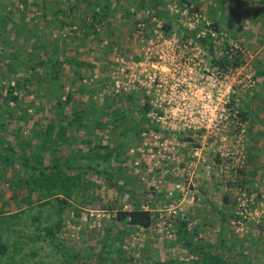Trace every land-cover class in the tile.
<instances>
[{"label": "rangeland", "instance_id": "rangeland-1", "mask_svg": "<svg viewBox=\"0 0 264 264\" xmlns=\"http://www.w3.org/2000/svg\"><path fill=\"white\" fill-rule=\"evenodd\" d=\"M56 1L62 2L61 7L77 4L76 0H47V12ZM239 1L241 5H237L233 20L228 16L230 11L226 12L229 19L223 28L228 42L243 52L242 64L221 73L209 62L207 52L183 42L177 25L173 27L174 33L166 36L162 29L165 17L158 19L148 10L137 11L136 4H128L126 0H109L110 17L102 25L98 38L95 35L85 38L77 33L80 16L89 8L86 2L77 8L78 16L73 15L76 28L69 25L63 29L48 27L40 0L38 7L31 5L27 16L29 19L37 15L38 45L49 38L54 43L47 48L50 54H56L63 62L79 59L94 68L80 69L68 63L64 66L61 77L66 92L72 91L76 107L81 103L94 106L98 109L97 118L106 122L108 119L101 112L107 106L106 96L120 100L113 110L119 107L125 112L131 108L129 94L135 92L140 102L148 98L161 113L149 115L158 131L150 129L142 135V142L126 145L123 157L110 164L109 170L115 173L112 184L124 185L123 194L102 177L86 176L98 187L91 186L94 193L90 192L87 198L73 200L78 207L80 202L86 203L82 205L85 208L80 218L75 211L65 213V225L59 236L65 249L73 252L89 247L99 249L105 229L120 228L111 225L112 215L118 209L140 204L153 210L155 222L150 229H127L123 250L128 258L137 261L120 264H145L149 258L154 261L189 258L188 251L177 241V230L169 222L172 218L187 219L190 229L199 233L196 242L202 239L216 242L224 223L227 239L244 240V254L253 264H264V18L253 25L254 12L250 11L263 10L264 0ZM176 2L164 0L163 10L167 9L172 19L204 34L213 31L204 14L205 7L181 11ZM0 4L7 6L9 15L14 14L13 21L22 23L24 9L20 0H0ZM137 20L140 23L136 24ZM15 34L6 31L3 45L22 46ZM224 39H220L219 45ZM31 46L32 38L23 49L30 51ZM25 56L26 53L22 55L24 60ZM0 70L8 72L6 65L0 64ZM41 86L30 83L21 95L25 105L33 101L39 106L42 103L44 111L37 112L28 123L12 121L10 132L22 127L30 134L37 121L46 128L50 119L60 120L61 115L50 112L42 91L36 94ZM92 91L97 94L95 104L90 101ZM236 96L242 100H236ZM233 99L238 109L246 111L247 106L253 113L246 123H240L237 112L232 110ZM70 108L65 115H70ZM139 116L136 113L135 117ZM97 133L105 142L109 141L108 130ZM188 135L194 141H184ZM77 145L80 142L72 150L86 148ZM18 176L10 169L0 178V211L4 209L11 214L23 208L28 210L23 201L26 190L16 188ZM239 181L246 184L240 186ZM16 194L18 198H12ZM226 195H230L231 203H225ZM172 210L178 212L175 217H171ZM37 212L38 209H33L23 214L18 228L35 232L30 218ZM32 249H37V256L34 259L29 255L27 264L35 261L65 264L61 253L42 242L28 243L20 256ZM90 262L95 264V260Z\"/></svg>", "mask_w": 264, "mask_h": 264}, {"label": "trees", "instance_id": "trees-1", "mask_svg": "<svg viewBox=\"0 0 264 264\" xmlns=\"http://www.w3.org/2000/svg\"><path fill=\"white\" fill-rule=\"evenodd\" d=\"M128 4H136L137 11L148 10L158 19L165 17L162 29L166 36L174 33L173 27L177 25V33L182 37L183 42H191L192 45L200 47L207 52L208 60L218 67L220 71L241 65V53H235L234 48L228 42L223 25L226 19L235 18L236 7L240 4L239 0H177L178 6L183 10H191L193 7L203 6L207 10L206 19L209 20L214 28L213 31L202 33L197 29L184 26L181 22L172 19L168 10L164 9V0H126ZM89 6L81 17V24L76 28V23L72 22L73 15L82 3ZM77 4L62 6L61 1H56L49 11H46L47 0H40L39 4L43 8V16L48 17L46 23L49 26L63 29L72 26L77 29L78 35L89 37L95 35L99 37L98 32L102 25L108 22L110 5L109 0H76ZM23 5L21 12L22 23L13 21L14 15L7 6L0 4V64L6 65L7 71L0 70V178L10 169L19 175L17 189L26 190L27 196L23 201L27 209L23 208L15 213H6L4 209L0 211V264H27L29 255L36 259L37 249H32L29 254L23 253V247L28 243L42 242L48 244L57 253H61L65 264H120L131 262L136 258H128V254L123 250V243L127 229L136 231L138 229H150L155 222V214L152 209L143 208L136 204L131 209H118L112 215L111 225H116V230L107 228L104 231L103 241L99 249L94 247L84 248L78 252H73L64 248L59 236L65 225V213L75 211V216L81 217V210L86 203L80 202V207L73 203V200L87 198L89 193L93 192L92 181L86 180V176H98L105 179L111 187H115L118 192L124 193L125 186L112 184L115 173L109 170L110 164L118 160L126 153L125 146L128 144H137L142 142V135L149 132L150 129L158 131L156 125H153L150 118L151 113H158L148 98L140 102V98L135 96V92L129 94V110H120L119 107L113 110L114 105L120 101L111 96H106L105 108H102V115L106 116V122L97 118L98 109L88 104H82L76 107L72 91L66 92V85L62 80V73L66 63L75 65L82 69L88 67L94 70L92 65L84 63L79 59H67L63 62L56 54H50L47 51L49 45H53L49 38L42 39L38 45L39 27L37 24V15L28 19V12L31 11V5L38 7L37 0H20ZM241 5V4H240ZM62 8H64L62 10ZM250 8V7H249ZM230 11L229 18L226 14ZM253 11V25L258 20L264 18L263 10ZM80 15V14H79ZM50 16V19H49ZM239 14L237 15V17ZM79 17V18H80ZM67 20H70L68 23ZM140 21H136V24ZM16 33L15 35L22 41V46L16 47L13 43L6 45L4 34ZM225 31V32H224ZM76 33V32H75ZM224 35H220L223 34ZM217 34V35H214ZM29 35V36H27ZM32 38L31 50L23 49L26 41ZM225 38L221 45L220 39ZM27 47V45H26ZM55 49H58V43L55 42ZM55 51L54 53H59ZM26 53L25 60L22 55ZM45 55V56H44ZM78 68L75 72L78 71ZM24 75V76H23ZM17 77V78H15ZM13 78L15 80H13ZM38 83L42 85L36 94L41 92V96L47 98V105L50 112L57 116H62L60 120L50 119L46 128H42L39 122H35L30 134L19 127L14 131H9L12 121L30 120L37 112L44 111L42 103L40 106L34 101L25 105L22 100L21 91L26 89L28 84ZM57 85V87H54ZM82 87L83 92L86 90ZM104 87V86H103ZM90 101L95 104L94 97L96 92L89 94ZM39 97V95H38ZM242 98L236 96V100ZM233 99L232 110L237 112L240 123H246L249 116H252L250 109H238ZM73 104V105H72ZM71 106L70 115H65L67 108ZM32 110V111H31ZM31 111V112H30ZM139 113L138 118L135 117ZM56 116V117H57ZM91 117V118H90ZM90 120L86 122V119ZM65 121V122H64ZM28 123V122H27ZM109 131V141L105 142L97 132ZM84 137V138H83ZM93 139L97 141L94 142ZM184 141H194L192 135L185 137ZM80 142L83 149L72 150L74 144ZM3 174V175H2ZM238 185L244 186L246 182L239 181ZM128 191V190H127ZM126 192V191H125ZM127 193L132 194L133 190ZM35 197V198H34ZM12 198H18V194ZM225 203H231L230 195L224 198ZM91 203V201H89ZM171 203V201H169ZM38 209L37 214L30 218L31 225L35 232H28L25 229L18 228L22 221V215L30 210ZM175 217V216H171ZM223 221L224 215H222ZM170 223L177 230V241L181 247L188 251L189 258H169L168 260L150 259L145 264H253L251 258L244 254L245 241L227 239L222 223V229L216 242L212 240H200L196 242L199 233L190 229V222L185 218L170 219ZM261 226H259L260 228ZM17 234L14 239L12 236ZM118 244H121L118 248ZM42 249L44 246L41 247ZM19 257V258H18ZM183 260V261H182ZM43 262L35 261L34 264ZM47 264H53L48 262Z\"/></svg>", "mask_w": 264, "mask_h": 264}, {"label": "built area", "instance_id": "built-area-1", "mask_svg": "<svg viewBox=\"0 0 264 264\" xmlns=\"http://www.w3.org/2000/svg\"><path fill=\"white\" fill-rule=\"evenodd\" d=\"M190 44L192 45V43L190 42ZM236 47V48H235ZM233 48H234V51H235V53H237V52H240L241 53V56L243 57V52L241 51V49L239 48V47H237V46H233ZM237 51V52H236ZM242 57H241V61H242ZM242 64V63H241ZM240 66V65H239ZM216 68V70L219 72V73H221V72H225V71H229L231 68H228L227 70H225V71H220L219 69H218V67H215ZM233 68H236V67H233ZM226 73H229V72H226ZM178 212L176 211V210H172L171 211V216H175L176 214H177Z\"/></svg>", "mask_w": 264, "mask_h": 264}]
</instances>
